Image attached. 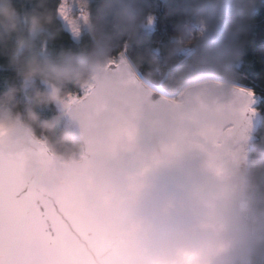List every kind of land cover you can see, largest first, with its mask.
Wrapping results in <instances>:
<instances>
[{
  "label": "clouds",
  "instance_id": "1",
  "mask_svg": "<svg viewBox=\"0 0 264 264\" xmlns=\"http://www.w3.org/2000/svg\"><path fill=\"white\" fill-rule=\"evenodd\" d=\"M255 10V0H173L169 7L196 25L209 24L226 34L240 33ZM151 18L145 0H58L55 7L53 0H0V55L16 70L0 92V148L11 146L39 120L37 108L63 103L67 83L93 89L92 102L131 95L132 88L106 66ZM58 20L87 39L78 51L41 56V43L62 30ZM172 39L182 49L195 43L183 29ZM18 94L26 98L18 100ZM73 115L79 119L82 113ZM55 124L44 121L40 127L51 130ZM237 147L229 142L226 150ZM154 180L163 190L159 197L131 201L116 214L121 228L134 226V231L113 264H264V196H257L258 186L230 159H224L220 172L194 159L167 163Z\"/></svg>",
  "mask_w": 264,
  "mask_h": 264
},
{
  "label": "water",
  "instance_id": "2",
  "mask_svg": "<svg viewBox=\"0 0 264 264\" xmlns=\"http://www.w3.org/2000/svg\"><path fill=\"white\" fill-rule=\"evenodd\" d=\"M106 69L132 93L92 102L89 88L65 107V125L81 145L78 161L58 163L29 128L0 148L6 164L9 158L17 164L16 196L28 225L16 238L5 223L0 264H113L134 231L121 228L116 214L131 201L162 194L154 176L165 164L194 159L220 172L225 158L234 163L226 145L238 144L253 115L248 88L203 79L184 86L178 102L149 87L128 63ZM212 115L226 118L205 119Z\"/></svg>",
  "mask_w": 264,
  "mask_h": 264
},
{
  "label": "trees",
  "instance_id": "3",
  "mask_svg": "<svg viewBox=\"0 0 264 264\" xmlns=\"http://www.w3.org/2000/svg\"><path fill=\"white\" fill-rule=\"evenodd\" d=\"M58 0H53V7ZM152 15V21L146 20L137 39L125 42L116 57L124 55L143 78L151 83L161 82L162 90L176 92L191 82L214 78L248 88L255 98V109L259 123L252 132L246 151L245 176L258 186L257 196H264V40L259 38L260 20L264 21V0H255L256 10L243 25L238 34H226L216 28L213 40L202 41L195 35V43L183 54L174 46L173 36L178 30H185L190 18L183 12H170L173 0H145ZM178 4L179 0H175ZM30 7V6H29ZM259 17V19H257ZM61 27L59 35L51 36L40 45L41 56H53L61 50L78 51L80 42L86 40L81 32L74 39L58 20ZM161 74V75H159ZM16 77V70L5 55H0V92L6 89V80ZM41 90L47 86L40 83ZM83 88L67 83L63 86L65 98L79 95ZM23 97L18 94L17 99ZM64 98V100H65ZM23 108V104H21ZM39 120L30 129L39 138L47 141L51 149L59 156L69 158L81 150L80 142L69 132L64 121L62 104L51 102L36 109ZM55 120L51 130L42 129L44 121Z\"/></svg>",
  "mask_w": 264,
  "mask_h": 264
},
{
  "label": "snow or ice",
  "instance_id": "4",
  "mask_svg": "<svg viewBox=\"0 0 264 264\" xmlns=\"http://www.w3.org/2000/svg\"><path fill=\"white\" fill-rule=\"evenodd\" d=\"M81 19H86V13L83 10ZM259 24L258 35L261 40H264V21L260 20ZM260 102L264 103V97L260 98ZM16 167L17 164L12 158H9L6 164L4 156L0 154V234L3 233L4 225L7 223L10 233L14 237L20 238L26 232L28 225L24 202L16 196Z\"/></svg>",
  "mask_w": 264,
  "mask_h": 264
},
{
  "label": "rangeland",
  "instance_id": "5",
  "mask_svg": "<svg viewBox=\"0 0 264 264\" xmlns=\"http://www.w3.org/2000/svg\"><path fill=\"white\" fill-rule=\"evenodd\" d=\"M81 15V13H80ZM152 21V18L150 19ZM63 27L71 34V36L74 38V39H78L81 32L80 33H77L76 31L72 30L71 28V25L69 26H66V25H63ZM210 27L214 30V26H211ZM120 62H125V63H128L130 64L132 67L133 65L128 61V59L124 56V55H119L118 57H116L115 59L111 60L108 62V64L110 63H113V64H118ZM107 64V66H108ZM134 68V67H133ZM135 69V68H134ZM136 70V69H135ZM136 72L138 73V71L136 70ZM139 74V73H138ZM161 75V74H159ZM139 76L142 78V80L149 86L151 87L153 90L155 91H159V93L167 98H170L174 101H178L180 102L181 99L179 98V92L180 90L184 87L182 86L181 88H179V90H177L176 92H167L165 90H162L161 87L158 86V84H153L150 82V80L148 78H143L140 74ZM194 82V81H193ZM191 82V83H193ZM190 84V83H189ZM186 86V85H185ZM89 92V88H83L81 93L79 95H73V96H69L67 98H65V100L63 101L62 104V109H63V112L65 111V107L69 104V103H72V102H76L78 100H80L82 97H84L87 93ZM253 115L251 117V120L249 122V124L247 125V127L245 128L238 144H237V148L234 150V163L241 169L242 173L245 175V168H246V151H247V148H248V145L250 143V138H251V135H252V132L254 131L255 127L257 126V124L259 123V116L257 114V111L255 109V103H254V106H253ZM64 114V113H63ZM30 129V127H29ZM31 130V129H30ZM32 132V131H31ZM33 133V132H32ZM34 134V133H33ZM35 135V134H34ZM36 136V135H35ZM37 137V136H36ZM40 141L44 142L45 145L48 147L49 151L56 156L57 160H58V163H64V164H69L70 162H73V161H78L80 156L82 155V152L81 150L79 151V153L77 155H72L71 157L69 158H64L62 156H59L57 155L52 149L51 147L49 146V144L47 143V141L37 137ZM62 178V177H61Z\"/></svg>",
  "mask_w": 264,
  "mask_h": 264
},
{
  "label": "built area",
  "instance_id": "6",
  "mask_svg": "<svg viewBox=\"0 0 264 264\" xmlns=\"http://www.w3.org/2000/svg\"><path fill=\"white\" fill-rule=\"evenodd\" d=\"M185 29L188 32H191L194 30L197 34H195L197 36V38H200L202 41H210L213 40L214 36H215V31L216 28H214V30L210 27L209 24H199L196 25L194 24L190 19L187 20L186 25H185ZM193 35V33H192ZM195 35H193L195 37ZM190 48L187 49H182L179 48L178 50L180 51V53L182 52L183 54H185L186 52L189 51Z\"/></svg>",
  "mask_w": 264,
  "mask_h": 264
},
{
  "label": "bare ground",
  "instance_id": "7",
  "mask_svg": "<svg viewBox=\"0 0 264 264\" xmlns=\"http://www.w3.org/2000/svg\"><path fill=\"white\" fill-rule=\"evenodd\" d=\"M158 93H159V91H158ZM181 102V101H180Z\"/></svg>",
  "mask_w": 264,
  "mask_h": 264
}]
</instances>
